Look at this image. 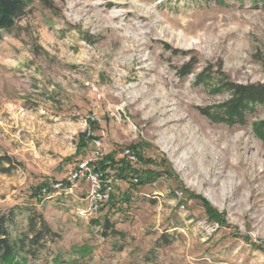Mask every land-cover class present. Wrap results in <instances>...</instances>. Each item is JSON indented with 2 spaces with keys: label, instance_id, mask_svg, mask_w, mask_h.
Here are the masks:
<instances>
[{
  "label": "rangeland",
  "instance_id": "1",
  "mask_svg": "<svg viewBox=\"0 0 264 264\" xmlns=\"http://www.w3.org/2000/svg\"><path fill=\"white\" fill-rule=\"evenodd\" d=\"M31 1L0 34V211L25 210L12 238L34 214L58 237L23 264H264V141L251 129L264 105L244 126L219 124L199 109L227 95L196 84L207 68L264 85V7ZM88 128L113 168H126L121 152L137 146L143 161L131 169L150 175L143 186L113 176L110 200L91 216L85 184L55 188L92 153Z\"/></svg>",
  "mask_w": 264,
  "mask_h": 264
},
{
  "label": "trees",
  "instance_id": "2",
  "mask_svg": "<svg viewBox=\"0 0 264 264\" xmlns=\"http://www.w3.org/2000/svg\"><path fill=\"white\" fill-rule=\"evenodd\" d=\"M218 3H224L229 0H206ZM235 3H243V0H230ZM253 6L264 7V0H248ZM31 0H0V34L1 32L11 31L22 19L30 9ZM187 66L182 67V75H187L191 70H186ZM219 72H213L211 69L205 68L196 76V84H203L211 87L215 93L226 94L225 101L213 108L199 109V112L206 118L213 122L224 124L229 127L246 125L247 117L252 114L257 106L264 105V85L263 84H235L222 79L218 76ZM94 124L91 123V126ZM251 129L254 135L260 140L264 141V120L251 123ZM81 137L85 140L91 138L82 134ZM134 150L138 161L141 160L137 151V146H130ZM2 161L9 162L7 157H3ZM143 159L141 160V162ZM118 163L125 164V167L113 168L115 162L110 154L97 161L96 165L99 169L107 170L112 173V176L118 177L119 180L136 179L138 185H145L148 183L150 175L145 178L137 176L138 171L131 169L132 165L122 158ZM117 164V163H116ZM108 172V173H109ZM136 177V178H134ZM39 188H35L31 196L36 198ZM37 199V198H36ZM200 200L204 213L209 220L218 219V215L211 209L210 205L202 198ZM16 211V212H15ZM25 210L11 208L7 211H0V264H23L25 260L35 258V250L38 248L39 242L44 238L54 240L57 234L51 231L50 227L40 214H34L27 217V232L25 234H17L12 238V233L15 232V222L17 214H24ZM105 228H109L106 224ZM56 261V259H55Z\"/></svg>",
  "mask_w": 264,
  "mask_h": 264
},
{
  "label": "built area",
  "instance_id": "3",
  "mask_svg": "<svg viewBox=\"0 0 264 264\" xmlns=\"http://www.w3.org/2000/svg\"><path fill=\"white\" fill-rule=\"evenodd\" d=\"M91 122H99V120L92 117ZM86 136L91 138L90 140L93 144L92 153L88 158L78 162L70 169L67 173L66 182L56 184L55 188L59 191L64 190V192L72 193L79 186L78 184H85L88 187L86 195L87 209L85 213L91 216L97 214L101 206L110 200L115 180L112 173L99 169L96 165L103 154L101 140L92 137L90 128L86 130ZM121 157L131 165H136L138 162L135 151L130 148H125L121 152ZM133 181L137 182L136 179Z\"/></svg>",
  "mask_w": 264,
  "mask_h": 264
}]
</instances>
